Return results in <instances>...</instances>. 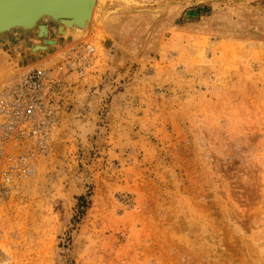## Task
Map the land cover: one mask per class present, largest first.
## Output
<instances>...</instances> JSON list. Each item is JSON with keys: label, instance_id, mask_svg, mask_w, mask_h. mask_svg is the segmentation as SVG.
<instances>
[{"label": "rangeland", "instance_id": "obj_1", "mask_svg": "<svg viewBox=\"0 0 264 264\" xmlns=\"http://www.w3.org/2000/svg\"><path fill=\"white\" fill-rule=\"evenodd\" d=\"M40 24L57 47L0 36V88L27 53L96 57L0 204V264H264V0H97L82 31Z\"/></svg>", "mask_w": 264, "mask_h": 264}, {"label": "built area", "instance_id": "obj_2", "mask_svg": "<svg viewBox=\"0 0 264 264\" xmlns=\"http://www.w3.org/2000/svg\"><path fill=\"white\" fill-rule=\"evenodd\" d=\"M96 49L70 47L48 68H30L0 88V204L35 173L69 100L68 78L85 79Z\"/></svg>", "mask_w": 264, "mask_h": 264}, {"label": "water", "instance_id": "obj_3", "mask_svg": "<svg viewBox=\"0 0 264 264\" xmlns=\"http://www.w3.org/2000/svg\"><path fill=\"white\" fill-rule=\"evenodd\" d=\"M90 1L0 0V35L20 29L22 32H29L34 37L42 39V46L47 50V45L56 44V42L47 39L49 25L40 24V22L44 20L52 22L57 33L62 26L60 23L67 26L73 22L83 23L91 14L90 4L93 0ZM43 28L45 34H43Z\"/></svg>", "mask_w": 264, "mask_h": 264}, {"label": "crops", "instance_id": "obj_4", "mask_svg": "<svg viewBox=\"0 0 264 264\" xmlns=\"http://www.w3.org/2000/svg\"><path fill=\"white\" fill-rule=\"evenodd\" d=\"M49 31L50 30H48V33H49ZM54 33L55 34H58L57 32H56V29H55V31H54ZM50 34V33H49ZM55 40V42L57 43L56 44V46L55 47H57V45H58V40H56V38L54 39ZM63 44H65V43H63ZM11 45H13L12 44V41H10L9 39H7V38H2V39H0V54L2 53L3 55H6V56H8L9 57V54L7 53L8 51H10L11 49ZM4 50H6V51H4ZM48 51H50V50H48ZM11 53H12V51H10ZM20 54H23V52H21ZM19 55V54H18ZM27 55L28 56H20V58L23 60L22 61V64L24 65L25 63V61L27 60V62H28V64L27 65H24V67L25 68H31V67H34V68H39V67H36V66H46V61H44V62H41L40 61V59H41V55L40 54H36V55H34V54H30V53H27ZM12 57H14V55H11V58ZM17 57V56H16ZM19 57V56H18ZM17 57V58H18ZM23 57V58H22ZM1 58L2 59H6L5 57H2L1 56ZM7 60V59H6ZM6 64H8V66H9V62H6Z\"/></svg>", "mask_w": 264, "mask_h": 264}, {"label": "bare ground", "instance_id": "obj_5", "mask_svg": "<svg viewBox=\"0 0 264 264\" xmlns=\"http://www.w3.org/2000/svg\"><path fill=\"white\" fill-rule=\"evenodd\" d=\"M90 2H92V0ZM96 3H97V0H93V3L90 4V9H91L90 17H89L88 20H85L83 23L73 22V23H71V24H69L67 26V25L62 24V23L59 22L62 26L58 29V34H64L65 35L66 34L65 29L66 28L70 29V30H74V31H82L85 27H87V25H89V23H90V21L92 19L93 9H94ZM15 30H20V29H15ZM33 32H34V30H33ZM23 33H29V32H23ZM43 34H45V29L44 28H43ZM0 36H2V35H0ZM49 45H52V44H49ZM45 48L46 47H44V46H40L39 47L38 45H35V46H32L31 50L32 51L46 50Z\"/></svg>", "mask_w": 264, "mask_h": 264}, {"label": "trees", "instance_id": "obj_6", "mask_svg": "<svg viewBox=\"0 0 264 264\" xmlns=\"http://www.w3.org/2000/svg\"><path fill=\"white\" fill-rule=\"evenodd\" d=\"M209 9L205 6H198V7H195V8H190L188 10H186L184 12V16H185V19H195V18H199L201 16H204L206 15L207 13H209ZM79 201V204L81 207H84L85 206V198L84 197H80L78 199ZM82 213V212H81Z\"/></svg>", "mask_w": 264, "mask_h": 264}]
</instances>
